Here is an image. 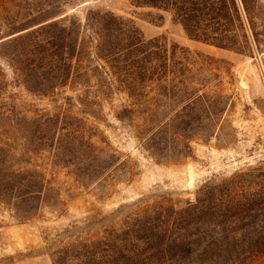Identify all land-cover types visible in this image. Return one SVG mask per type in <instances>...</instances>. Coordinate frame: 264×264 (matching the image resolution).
I'll list each match as a JSON object with an SVG mask.
<instances>
[{"label":"rangeland","instance_id":"374dc122","mask_svg":"<svg viewBox=\"0 0 264 264\" xmlns=\"http://www.w3.org/2000/svg\"><path fill=\"white\" fill-rule=\"evenodd\" d=\"M245 2L247 38L235 52L129 0H0V42L46 20L113 11L198 60L168 97L153 92L137 105L118 91L86 101L69 88L33 94L0 55V161L38 171L48 187L29 220L0 201V264H53L58 248L105 230L137 264H264V255L229 258L215 245L264 243V0ZM195 204L215 206L216 223Z\"/></svg>","mask_w":264,"mask_h":264},{"label":"trees","instance_id":"16d2710c","mask_svg":"<svg viewBox=\"0 0 264 264\" xmlns=\"http://www.w3.org/2000/svg\"><path fill=\"white\" fill-rule=\"evenodd\" d=\"M242 1L245 6V0ZM129 2L136 8L170 13L172 21L182 25L192 40L244 51L247 36L238 0ZM3 46L8 50L0 51V55L8 60L15 81L29 92L49 96L69 88L81 90L83 98L79 99L85 101L102 99L114 91L126 93L137 105L150 103L153 92L168 97L174 86L192 79L187 76L190 72L187 65L198 62L191 59L188 48L169 45L160 38L147 39L133 19L113 11H89L84 23L65 16L23 27L2 40L0 48ZM47 189L46 180L38 171H13L11 165L0 161V201L13 205L20 220H29L38 212ZM193 207L204 212L208 222L216 223L219 211L215 206L200 208L195 204ZM215 245H220L229 258L240 254L264 255V243L240 252L232 244ZM144 260L148 264L150 259ZM139 261V255L128 250L127 242L114 230L77 237L52 254L53 264H137Z\"/></svg>","mask_w":264,"mask_h":264},{"label":"water","instance_id":"95a60500","mask_svg":"<svg viewBox=\"0 0 264 264\" xmlns=\"http://www.w3.org/2000/svg\"><path fill=\"white\" fill-rule=\"evenodd\" d=\"M196 42H199V41H196Z\"/></svg>","mask_w":264,"mask_h":264}]
</instances>
